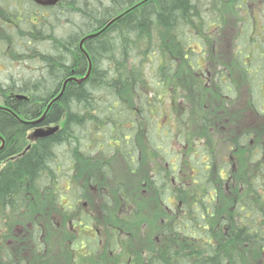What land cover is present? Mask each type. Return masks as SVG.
Here are the masks:
<instances>
[{
  "label": "trees",
  "instance_id": "16d2710c",
  "mask_svg": "<svg viewBox=\"0 0 264 264\" xmlns=\"http://www.w3.org/2000/svg\"><path fill=\"white\" fill-rule=\"evenodd\" d=\"M245 3L0 0V65L16 68L21 62L36 63L32 73H16L11 68L0 78V218L21 216L32 199L49 197L75 234L68 248L70 264H105L100 258L99 235L105 240L108 264H241L240 247L264 254V142L253 141V133L243 132L238 141L226 142L230 148L223 154L217 144L204 142L212 139L200 143L195 134L188 136L183 129L186 114L178 117L176 102L177 62L198 75L201 70L193 63L198 52L193 45H204L209 34L222 25L225 6L241 10ZM30 15L35 19L30 20ZM259 21V27L241 29L245 31L242 44L236 45L247 55L245 60L233 57L248 81L251 107L256 110L261 73L253 71L254 65L259 66V56L253 55H264V21L262 25ZM257 29L263 30L260 35ZM92 34L96 35L80 48L81 39ZM132 62L149 64L146 74L150 80L141 70V79L134 80L129 72ZM68 79L72 80L54 100ZM213 83L218 100L234 99L235 84L224 79L223 73ZM128 91L135 102L129 101ZM17 95L26 99H17ZM197 123L201 134L213 128L204 111ZM55 126L58 130L49 137H30L37 128ZM161 137L167 147L158 143ZM140 145L166 166L156 168L146 184L171 219L156 249L131 259L124 252L126 246L122 248L119 223L110 222L115 213L104 211L109 218L106 228L100 233L94 230V216L83 205L87 189L76 175L82 163L96 158L101 173L110 178L107 161L118 156L128 172L139 173ZM238 151L244 152L251 170L236 180L234 155ZM63 155L71 162L64 185L59 182ZM183 164L187 172L182 180L188 186L174 181ZM173 182L182 190L176 192ZM237 185L224 200L226 189ZM116 192L124 201L128 198L121 183ZM62 199L68 202L62 204ZM104 202L109 205L108 200ZM81 227L88 232H81ZM29 237L39 251L41 230L35 223ZM0 252L6 264H14L10 249L0 244Z\"/></svg>",
  "mask_w": 264,
  "mask_h": 264
},
{
  "label": "rangeland",
  "instance_id": "374dc122",
  "mask_svg": "<svg viewBox=\"0 0 264 264\" xmlns=\"http://www.w3.org/2000/svg\"><path fill=\"white\" fill-rule=\"evenodd\" d=\"M264 0H246L242 5V9L238 10L231 5L225 6L224 21L221 26L209 34L206 42L203 44L196 43L193 48L198 52V56L193 62L196 63V68L201 70L204 75L193 76V73L186 64L177 62V86L179 93L177 95V107L179 108L178 117L180 118L185 113L186 123L183 127L188 132V136H193L203 143L204 140L212 139V141H204L210 144H217L221 153L227 154L230 148V143L224 141L225 138H230L232 141H237V138L243 132L253 133V141L264 142V55H253L256 58L258 65L253 66L255 73H261L259 76V93L257 95V110L251 107L252 97L249 91L248 81L238 71L233 62V57L245 60L247 55L243 54V50L239 45L241 37L245 34L243 27H259L264 21ZM263 10V11H262ZM30 20L35 17L30 15ZM242 31V32H241ZM257 35L262 33V29H257ZM252 32V30H251ZM236 45V47H235ZM254 47V45H253ZM248 51L247 48L244 49ZM255 49H252V52ZM205 51V57L201 54ZM251 51V50H250ZM246 53V52H245ZM235 54V55H234ZM129 67L133 79L140 80L138 71L148 70L147 65L143 62L136 64L130 63ZM36 63H26L19 67H8L0 65V78H3L2 72L15 68V72L32 73ZM134 66V67H133ZM148 73V72H147ZM219 73H223V78L232 81L234 85L233 100L227 101L218 100L214 96V79ZM150 80V76L146 74ZM198 78H200L198 82ZM3 84H5L3 82ZM261 89V91H260ZM213 90V91H212ZM127 97L131 103L135 102L134 95L131 91L127 92ZM232 101H234L232 103ZM1 103V98H0ZM263 110V112H259ZM204 111V114L213 122L211 130L201 134L200 127L197 123V118ZM163 118L158 129L161 128ZM157 129L156 125L153 126ZM153 129V130H154ZM162 130V129H161ZM162 132V131H161ZM162 138V137H161ZM157 142V141H155ZM160 145L167 147V141L162 138L158 141ZM169 143V142H168ZM173 147V144L170 145ZM178 147V146H175ZM179 149L181 145L179 144ZM66 154L65 152H63ZM147 150L140 145L141 154V169L139 173H130L124 165L118 160L119 156L113 160L106 158L111 167V177H105L101 173L99 159H93L81 164L79 171L77 170V180L85 185L87 189L86 196L83 200L84 207L94 216V230L99 233L106 228L109 218L105 216L104 211H108L111 215L116 214L110 222L119 223L122 232L120 235L121 241L126 246L125 254L132 259H138L142 255L152 252L163 240V231L170 223L168 212L160 207L156 198L148 188L146 180L153 171L160 167L166 168L164 163L159 161L155 155H148ZM62 156L60 165L62 166V175L59 176L60 184H66L68 175L71 174V162L68 158ZM93 156V155H92ZM100 155H97L99 157ZM235 174L234 178L242 175L244 171L251 169L246 164V157L243 151H238L234 155ZM186 165H182L179 172L180 175L174 181L180 185L184 179L182 176L184 171L187 172ZM2 163L0 164V168ZM178 174V170L176 175ZM189 180V174L186 181ZM121 183L128 194V198L124 201L120 195H116L117 184ZM188 186L187 182H184ZM231 184V183H230ZM235 185V184H232ZM174 190L179 192L182 188L176 184H172ZM186 187V186H185ZM238 189L231 186L224 192V200L233 195V191ZM104 200L109 201V205H105ZM62 204L68 202L67 199H62ZM172 201V199L170 200ZM57 206L50 204L49 197H38L29 202L28 207L23 215L13 218H0V244L10 249L13 256L14 264H70V254L68 248L71 246L70 241L74 236L71 224L63 218L59 213ZM114 214V215H115ZM123 219L121 222L120 220ZM109 222V224H111ZM35 223L41 230L39 238L38 251L29 240V231ZM100 227V228H99ZM81 227L80 231L87 233V229ZM102 229V230H101ZM94 230L92 231L94 233ZM100 236L101 255L100 258L105 264L108 252H106L105 240ZM238 254L241 259V264H263L264 254L256 251L251 247H240ZM0 264H6L4 255L0 252ZM7 264H11L8 263Z\"/></svg>",
  "mask_w": 264,
  "mask_h": 264
},
{
  "label": "water",
  "instance_id": "95a60500",
  "mask_svg": "<svg viewBox=\"0 0 264 264\" xmlns=\"http://www.w3.org/2000/svg\"><path fill=\"white\" fill-rule=\"evenodd\" d=\"M111 22H112V21H111ZM111 22H109L108 25H109ZM95 35H96V34L87 35L86 37H84L83 39H81V41H80V43H79L80 48H82L83 42H84L86 39H88V38H90V37H93V36H95ZM71 80H72V79H68L67 81H65V82L63 83L61 92L57 95V97H56L54 100L58 99V98L62 95L63 90H64V88H65V86H66V83H67L68 81H71ZM16 98H17V99H26L24 96H20V95H17ZM54 100H53V101H54ZM39 121H40V120H38L37 122H39ZM37 122H36V123H37ZM57 130H58V126H55V127H48V128H37V129H35V130L33 131V133L31 134L30 137H31V139H40V138L49 137V136H51L52 134H54ZM2 145H3V142H2Z\"/></svg>",
  "mask_w": 264,
  "mask_h": 264
},
{
  "label": "flooded vegetation",
  "instance_id": "af4514ba",
  "mask_svg": "<svg viewBox=\"0 0 264 264\" xmlns=\"http://www.w3.org/2000/svg\"><path fill=\"white\" fill-rule=\"evenodd\" d=\"M199 75H202V73L201 72H199ZM261 114V113H260ZM214 126V125H213ZM224 141H232L230 138H225L224 139ZM238 141V140H237ZM4 145H5V143H4ZM2 147H4V146H2ZM6 247V246H5ZM4 257H5V254H4ZM131 259H132V257H130ZM6 260V259H5Z\"/></svg>",
  "mask_w": 264,
  "mask_h": 264
}]
</instances>
